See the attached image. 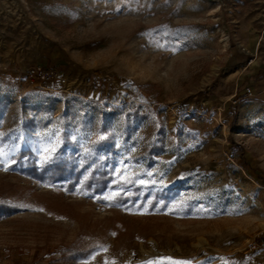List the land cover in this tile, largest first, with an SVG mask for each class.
<instances>
[{
  "label": "rangeland",
  "instance_id": "1",
  "mask_svg": "<svg viewBox=\"0 0 264 264\" xmlns=\"http://www.w3.org/2000/svg\"><path fill=\"white\" fill-rule=\"evenodd\" d=\"M261 82L264 0H0V264H264Z\"/></svg>",
  "mask_w": 264,
  "mask_h": 264
},
{
  "label": "trees",
  "instance_id": "2",
  "mask_svg": "<svg viewBox=\"0 0 264 264\" xmlns=\"http://www.w3.org/2000/svg\"><path fill=\"white\" fill-rule=\"evenodd\" d=\"M131 105H125L122 109H119L120 112L124 111V110H127ZM138 111H139V108H138ZM148 112H144L141 116H139L138 119L140 120H146L148 118ZM137 117H138V113L136 114ZM59 117V115L57 116ZM53 119V116L51 115L49 120L48 121H52ZM101 134H108V138L107 140H110L111 138V134H110V130L109 128L106 126V125H102L101 128H100V132ZM130 132L127 131L126 132V136H130ZM135 139L136 136L134 135ZM136 141V140H134ZM165 143L166 140L164 138H158V140L154 141H150L148 142V146H146V148L144 149V153L143 155L146 156L148 158L149 161H152V158H153V155L155 153H158L160 151H164L165 149ZM69 162V159L68 160H63L61 162H58L54 167H53V174L54 175H58L57 176V179H62L66 176V173L64 172L65 170V167L67 166V164ZM0 211L2 212H8V211H11L9 208H6V207H2L0 208ZM89 252L88 251H82V250H76V249H67L66 252H64L63 256L60 257V259L56 260V262H60L62 264H65L64 262L66 261L67 257H65V255H70L69 258L73 259L74 260H77L78 258L80 257H84L85 255H87Z\"/></svg>",
  "mask_w": 264,
  "mask_h": 264
},
{
  "label": "crops",
  "instance_id": "3",
  "mask_svg": "<svg viewBox=\"0 0 264 264\" xmlns=\"http://www.w3.org/2000/svg\"><path fill=\"white\" fill-rule=\"evenodd\" d=\"M261 90L259 92V97H261V99H264V82H261Z\"/></svg>",
  "mask_w": 264,
  "mask_h": 264
},
{
  "label": "built area",
  "instance_id": "4",
  "mask_svg": "<svg viewBox=\"0 0 264 264\" xmlns=\"http://www.w3.org/2000/svg\"><path fill=\"white\" fill-rule=\"evenodd\" d=\"M51 78H54V76H51ZM253 248H256V243L251 245L250 250H252Z\"/></svg>",
  "mask_w": 264,
  "mask_h": 264
},
{
  "label": "snow or ice",
  "instance_id": "5",
  "mask_svg": "<svg viewBox=\"0 0 264 264\" xmlns=\"http://www.w3.org/2000/svg\"><path fill=\"white\" fill-rule=\"evenodd\" d=\"M177 264H190V262H177Z\"/></svg>",
  "mask_w": 264,
  "mask_h": 264
}]
</instances>
